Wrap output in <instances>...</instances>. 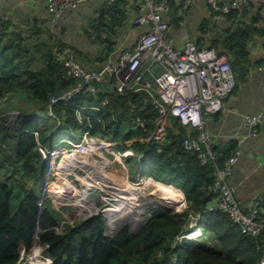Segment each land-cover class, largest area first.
I'll list each match as a JSON object with an SVG mask.
<instances>
[{"label":"trees","instance_id":"obj_1","mask_svg":"<svg viewBox=\"0 0 264 264\" xmlns=\"http://www.w3.org/2000/svg\"><path fill=\"white\" fill-rule=\"evenodd\" d=\"M117 5L115 0L110 10L98 13L94 22L85 28L87 36L100 46L94 55L97 62L106 59L122 35L126 11ZM171 5L168 13L170 16L176 13L179 6L173 8ZM245 10L246 7L231 10L225 17L230 25L220 31L213 32L211 20L204 19L199 24V31L206 34L207 38L203 41L195 40L198 44L209 43L219 53H225L236 81L238 75L244 74L249 68L248 44L255 32L262 31L259 25L264 22L259 8L248 21L244 19ZM55 41L59 45L63 44L57 39ZM18 46L20 42L16 37L5 41L0 38V102L3 106L12 104L13 95L23 97L25 101L20 111L25 116L23 121L11 135L0 134V141L9 138L14 151L12 163L0 160L3 174L0 178V264H17L21 255L29 249L37 228L40 230V241L46 246V254L51 259L50 264L256 263L259 251L254 239L244 234L223 211H205L212 198L207 186L213 181V164L201 165L194 151L183 148L182 138L186 135V128L177 119L172 121L169 127L171 134L158 150L155 144L138 140L139 137L147 136L154 126V111L141 103L140 93L106 92L100 83L99 97H106L108 103L101 108L99 121H79L76 118L75 110L88 96L73 94L55 105L57 119L45 120L43 125H47L39 128L38 123L29 117L44 111L49 97L56 90V79L63 68L55 63L52 51L46 55L47 64L41 70L33 71L23 67L21 58L15 59L18 52H13ZM6 48L8 51H5ZM74 53L78 58V53ZM46 78L54 82L52 91L47 89L50 84L45 82ZM73 83L75 79L70 78L59 87L65 89ZM29 102H32L30 113L25 110ZM139 107H143L140 116L146 132L141 130L138 138L129 139L132 133L124 132L123 128L131 130L134 124L122 114ZM36 109L39 111L36 112ZM56 121H59V125H56ZM86 130L91 135L106 136L121 151L132 149L141 152L143 175L180 189L187 203L186 209L176 215L154 213L137 233L123 227L112 236L104 235L105 219L100 214L65 227L61 234L56 233L54 227L59 222L57 211L47 200L42 201L41 208L37 205L35 189L39 192L44 186L49 166L48 158L40 156L37 143L50 148L64 137L72 139L77 135L79 139ZM92 144L95 145L94 142ZM102 146L107 147L104 144ZM235 146L234 143L226 147L213 146L217 156L216 164L221 165ZM69 160L68 155L63 156L58 163ZM55 168L57 175L65 174L68 169L67 165H56ZM189 211L197 215L196 223L207 243L180 241L171 245L174 237L187 227ZM258 220L263 228L256 239L263 244L264 203L260 207ZM174 255L176 260L171 259ZM34 259L38 261V254L34 255Z\"/></svg>","mask_w":264,"mask_h":264},{"label":"built area","instance_id":"obj_2","mask_svg":"<svg viewBox=\"0 0 264 264\" xmlns=\"http://www.w3.org/2000/svg\"><path fill=\"white\" fill-rule=\"evenodd\" d=\"M41 1L47 13L45 26L55 28L54 25L61 23L67 17L69 10L93 0ZM97 1L99 2L98 13L110 10L115 3V0ZM205 1L210 19H223L231 10H241L249 6L251 2L258 5L259 13L264 19V0ZM171 2L172 0H137L136 12L130 20L133 25L142 28L134 42L124 45V38L117 39L115 49L94 67L85 66L69 47L59 45L55 40L50 41L54 61L62 66L63 71L56 79V90L49 97L44 111L35 116L55 120L57 119L55 105L59 101L68 99L73 94H82L88 96V99L75 110L74 115L79 121L83 119L88 122L99 121L101 108L108 103L106 97H99L100 83L102 90L106 92L140 93L141 103L154 111V126L147 136L139 137L141 130L146 132L143 118L140 116L143 107L122 114L134 124L131 130L123 128L124 132L132 133L129 139L139 137L138 140L155 144L159 150L166 142L172 121L177 119L186 128V135L182 138L183 148L194 151L201 165L213 164V181L207 186L212 198L205 211L219 210L226 213L232 223L254 239L259 251L255 264H264V243H259L256 239L263 228L258 218L264 196L257 197L248 210L241 209L233 196V187L229 182L240 150L235 146L223 163L217 165L215 161L217 156L213 150L215 136L206 126V115L220 111L222 101L233 92L237 83L235 75L226 54L219 53L209 43L198 44L191 38H185L180 46L173 43L169 29L175 23L179 25L183 23L184 11L189 0L179 5L172 16L168 15ZM105 16L109 19V16ZM11 23L10 13L0 10V38L4 41L8 39L9 33L11 34L6 26ZM10 30L21 35L26 41L31 39L30 35L25 36L24 30L19 25L12 23ZM46 64L45 58L43 66ZM155 66L159 67V72L155 70ZM258 68L264 70V60ZM70 78H74L75 83L65 89L59 87L62 82ZM21 116L25 118L24 115L21 114ZM263 119L262 112L242 117L251 135L255 134ZM35 120L41 127L40 119ZM56 125H59V121H56ZM34 134H37V131H34ZM86 137L94 143H102L105 146L114 144L106 136L91 135L88 130L83 134V139ZM37 145L40 147L39 143ZM50 149L54 150L53 147ZM114 152L115 154L113 152L112 154L116 157H134L139 170H143L140 162L141 152L132 149L124 151L118 149ZM140 174L144 176L139 171L136 175ZM192 218L196 220L197 215L192 214ZM193 234L195 235L192 236ZM203 237L196 221L190 222L174 237L172 245L180 241L203 239ZM35 259L29 261V264H50L51 262L50 257L38 255V261ZM171 259L176 260V256H172ZM19 263L20 260L17 264Z\"/></svg>","mask_w":264,"mask_h":264},{"label":"crops","instance_id":"obj_3","mask_svg":"<svg viewBox=\"0 0 264 264\" xmlns=\"http://www.w3.org/2000/svg\"><path fill=\"white\" fill-rule=\"evenodd\" d=\"M116 1L117 6L124 8L126 11V22L124 23L120 39L124 38V45H129L134 42L137 33L142 28L136 27L130 20L136 12L137 0ZM185 1L172 0L171 6L176 8V6L181 5ZM98 7L99 2L93 0L69 10L67 17L60 23L66 26L65 33L60 35L52 33L49 35L51 37L50 41L57 39L62 43L68 44L71 49L78 53V58L85 66L94 67L97 65L98 62L95 61L94 55L100 46L99 44L96 45L93 39L87 36L85 29L87 26L83 29L84 31L80 29L79 34L81 36H78L69 33V25H71L72 20L79 18L90 19V24H92L98 15ZM257 8L258 5L255 2H251L246 7L244 19L248 21L252 15H255ZM0 10L8 11L12 23L19 25L22 29L25 27L24 23H29L28 31L34 30L35 34L38 32L37 27L39 25L45 27L44 19L47 13L41 0H0ZM204 19L211 20L214 26L213 32L223 30L230 25L226 18H209L205 0H189V4L184 11L183 23L181 25L175 23L169 29L173 43L176 46H180L185 38H191L196 41L199 39L200 41L205 40L207 38L206 34H202L199 31V24ZM263 23L259 25L262 31L255 32L248 44V70L244 74L238 75L233 92L222 101V109L205 117L207 128L215 136L214 146L226 147L234 143L240 150L229 182L233 187L234 198L244 211L248 210L257 197L264 196V119L260 122L253 135L249 133V127L242 121L244 115L264 113V70L258 68L264 60ZM11 24L6 25L8 31L11 32L8 39L16 37L20 40L19 34H15L10 30ZM37 24L39 25L37 26ZM33 26H36V28ZM45 37H47V32ZM21 41H18L20 46H18L17 50L13 49V52L20 53L22 66L33 71L41 70L46 55L51 52V42L39 43L28 52L23 48L26 44L23 45L22 43L21 45ZM168 130V135H170V128ZM200 242L206 244L207 240H200Z\"/></svg>","mask_w":264,"mask_h":264},{"label":"rangeland","instance_id":"obj_4","mask_svg":"<svg viewBox=\"0 0 264 264\" xmlns=\"http://www.w3.org/2000/svg\"><path fill=\"white\" fill-rule=\"evenodd\" d=\"M46 18L47 16H45L44 20H46ZM89 24L90 19L79 18L76 20H72L71 25H69V33L81 36L79 34L80 31H84L83 29ZM38 25L39 24H37V26ZM24 26L25 27L23 28V30L25 36L30 35L31 39L29 41H26L22 38L21 35L19 37L20 40H22L21 45L22 43L23 45L26 44V46L23 48L28 52L31 48L35 47L39 43L44 44L43 42L50 41L51 37L49 35H51L52 33L60 35L62 33H65L66 29V26L60 23L54 25L55 28H47L46 26L44 27L43 25H39L37 27L38 32L37 34H35L34 30L28 31L27 27L30 26L29 23H24ZM33 27L36 28V26ZM46 32L47 37H45ZM62 45L70 48V46L66 43H63ZM5 51H8V49L6 48ZM18 54H15L16 60L20 59V53L18 52ZM154 68L157 72H159V67L155 66ZM45 80L46 83L50 84V86H47V89L49 91H52L54 82L49 78H46ZM11 99L14 101L10 105L3 106V103L1 104L0 102V134H5L7 136L11 135L18 127L20 122L23 121V118L21 116L22 113L20 111L22 110V106L24 107L25 104V101L21 96L13 95ZM1 101H3V99ZM31 103L32 102H29L25 105V110L28 113H30ZM38 111L39 109H36V112ZM29 118L36 123L39 122L35 119L39 118L40 122H42L40 128H44L47 125H43V122L45 120H48L45 117L35 116L33 114ZM61 139L62 140H60L59 142H55L53 151L43 145L39 144L40 147H38L37 145L40 156L42 158H48L49 163L48 169L45 174L44 186L39 192L37 191V189H35V193H37L38 196L37 205L41 208L43 202L47 200L57 211L59 215V222L54 227V231L56 233L61 234L64 232L65 227L69 225L79 224L90 217L97 216L98 214H100L105 219L104 235L106 236H112L118 229L123 227H127L128 230L132 233H137L143 227L146 220L154 213L176 215L182 213L186 209L187 203L185 202L184 195L181 190L177 188L175 189V187H173L172 185L162 183L177 190L179 195L181 196L180 200L177 192H171L172 189L168 188L167 190L170 191L165 192L162 190L165 187L160 188L157 186H152L150 184L145 185L146 181L154 179L146 174H144V176H141V174L136 175L138 171L140 173L142 171L139 170L134 157L130 156L128 158H123L114 156L112 152L115 154L114 151H117L119 149L116 148V144H109L106 147L107 150L105 151L102 143H95V148L97 149L96 151L103 157H105L107 161L102 173L118 178L120 183L126 182L128 187H130L128 192L135 196L133 201L124 203L123 206L119 205L120 208L115 215L116 221H114V223L112 224L108 223V214L114 213L113 209L117 207V203L120 201V197L124 192H121L119 196L114 192L115 190L113 189L109 191L107 189V191H104L100 189L101 186H98V188L85 187L81 183V180L79 178H81L84 173H90V171L85 167L87 162L91 160L92 162L97 161L96 163H99L101 162V159L93 156V154L91 153H81H85L88 150L87 148H90L89 146L91 144L88 137L83 139L82 135V137L78 139V136L75 135L72 139L68 137H64ZM67 155L70 157V161L65 163L62 161L60 162V165H57L59 159ZM13 157L14 151L12 149L9 138L5 139L4 141H0V160L7 163H12ZM56 165H67L68 167V169L65 170V174H63V176H60V178L55 174ZM76 165H78V167H76ZM1 171L2 170H0V178L3 175ZM155 183L158 182L155 181ZM101 188L105 189L104 187ZM81 192H83V194L85 193V195H80ZM121 211L123 212L120 213ZM192 214V211H189L187 225L190 222L193 223L196 221L193 218L191 219ZM194 235L195 234H193L192 236ZM199 240L204 241L205 237ZM45 248L46 246L40 241V230L37 228L32 236L29 249L21 255L19 264H29V261H32L34 259V255L36 254L41 257H49L46 254Z\"/></svg>","mask_w":264,"mask_h":264},{"label":"bare ground","instance_id":"obj_5","mask_svg":"<svg viewBox=\"0 0 264 264\" xmlns=\"http://www.w3.org/2000/svg\"><path fill=\"white\" fill-rule=\"evenodd\" d=\"M90 144L92 146L90 145L89 146L90 148H87L88 150L85 153H83V152H81V153L82 154L91 153V154H93V156H96L97 158L101 159V162L96 163L97 161L96 162H92L91 160H89V162H87V164H86L85 167L90 171V173L89 172L88 173H84V175L81 176V178H79L81 180V183L85 187H87V188H91V187L98 188V186H101V187H104L105 188V189H103V188L100 187V189L101 190H104V191H107V189H108V191L111 190V189H113V190H115L114 192L117 195H119V196H120V193L121 192L122 193L124 192L123 195H121V197H120L121 198L120 201L117 203L118 204L117 207L113 209L114 213L108 214V223L112 224V223H114V221H116L115 220L116 219L115 218V215L117 214V212H118V210L120 208L119 205H122L123 206L124 203L133 201V199L135 198V196L132 195V194H130L128 192L129 189H130V187H128V185H127L126 182H121L120 183V181L118 180V178H115L112 175H109L108 176V174H103L102 173L103 168L105 167L107 161H106L105 157H103L100 153H98L96 151L97 149L95 148V145L92 144L91 142H90ZM88 145H89V142H88ZM104 149H105V151L107 150L105 147H104ZM63 162L65 163V161H63ZM57 165H60V163H57ZM76 167H78V165H76ZM57 172L58 171L55 168V174L56 175H57ZM57 176H59V178H60V176H63V173H60V175H57ZM123 180H124V178H123ZM148 184H150L152 186H157V187H160V188L165 187L166 189L165 188L162 189L165 192L170 191V190H167L169 188V189H172L171 190L172 193L173 192H177L178 193V191L175 190L174 188H172L170 186H167V185H164V184H162L160 182L155 183L154 180H148V181H146L145 185H148ZM82 194H83V192L80 193V195H82ZM83 195H85V193ZM178 195H179V193H178ZM179 198L181 200V196L180 195H179ZM122 212L123 211H121L120 213H122Z\"/></svg>","mask_w":264,"mask_h":264},{"label":"clouds","instance_id":"obj_6","mask_svg":"<svg viewBox=\"0 0 264 264\" xmlns=\"http://www.w3.org/2000/svg\"><path fill=\"white\" fill-rule=\"evenodd\" d=\"M42 123V122H41ZM38 125H39V127H40V124L38 123ZM84 134V133H83ZM60 140H62V139H60ZM59 140V141H60ZM58 141V142H59ZM61 142H64V141H61ZM68 143V142H67ZM70 143V142H69ZM55 144V143H54ZM54 144H52V146H53V148H54ZM143 173V172H142ZM178 189V188H177ZM180 190V189H179ZM197 224V223H196ZM198 226V225H197ZM199 228V227H198ZM199 230H200V228H199ZM201 231V230H200ZM201 233H202V231H201ZM203 234V233H202ZM204 235V234H203ZM204 237H205V235H204ZM202 239V238H201ZM206 239V238H205ZM193 241V240H192ZM194 241H198V242H200V240H194ZM188 242H191V241H188Z\"/></svg>","mask_w":264,"mask_h":264}]
</instances>
